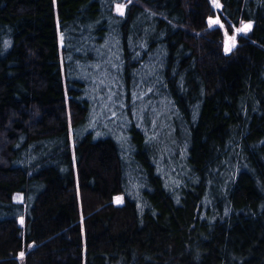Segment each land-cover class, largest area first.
Returning a JSON list of instances; mask_svg holds the SVG:
<instances>
[{
	"label": "trees",
	"instance_id": "trees-1",
	"mask_svg": "<svg viewBox=\"0 0 264 264\" xmlns=\"http://www.w3.org/2000/svg\"><path fill=\"white\" fill-rule=\"evenodd\" d=\"M0 264H264V0H0Z\"/></svg>",
	"mask_w": 264,
	"mask_h": 264
},
{
	"label": "rangeland",
	"instance_id": "rangeland-1",
	"mask_svg": "<svg viewBox=\"0 0 264 264\" xmlns=\"http://www.w3.org/2000/svg\"><path fill=\"white\" fill-rule=\"evenodd\" d=\"M124 8H125L124 5L118 4V5H116L115 10H116L117 12H119V13H123V12H124ZM211 22H212L213 24H222V23H221V20H220L219 18H217V17L211 19ZM249 27H250V26H248V25H242V26H240V27L234 29V31H233L232 33L226 35L225 44L227 45V50L231 49V48L234 46V44L236 43L237 35L240 33V31H245V32H246V31L249 30ZM101 77H102V76H101ZM91 78H95V79H97V80L99 79V78H97L95 75H91ZM97 86H98V84H95V85L93 86V89L95 90V89L97 88ZM108 87H109V86H108ZM109 89H110V91H111V87H109ZM112 92H113V90H112L111 92L108 93V97H109V98H113V94H112ZM112 100L114 101V98L111 99V100H109V101H112ZM96 102H97V103H96V106H97V105L100 104L102 101H99V100L96 98ZM119 102L122 104L121 99H120ZM106 112H107V111H106ZM95 117H96L97 119H99L100 122H103V123L105 124V122H106V116H105V115H102V116H97V115H95ZM18 197H19L20 199H22V196H21V197L18 196Z\"/></svg>",
	"mask_w": 264,
	"mask_h": 264
},
{
	"label": "bare ground",
	"instance_id": "bare-ground-1",
	"mask_svg": "<svg viewBox=\"0 0 264 264\" xmlns=\"http://www.w3.org/2000/svg\"><path fill=\"white\" fill-rule=\"evenodd\" d=\"M124 10H125V8H124ZM217 17V16H216ZM213 18H215L214 16H212L210 19H209V22H210V24L212 25V26H215L216 24H213L212 22H211V19H213ZM242 25H248V26H250V23L249 22H243L240 26H242ZM239 26V27H240ZM236 28H238V27H235V29ZM250 28V27H249ZM243 32H245V31H240V33H243ZM239 33V34H240ZM236 44V43H235ZM235 44H234V46H235ZM226 45V44H225ZM234 46L232 47V48H234ZM231 48V49H232ZM226 49H227V45H226ZM231 49H229V50H231ZM20 220V219H19Z\"/></svg>",
	"mask_w": 264,
	"mask_h": 264
},
{
	"label": "water",
	"instance_id": "water-1",
	"mask_svg": "<svg viewBox=\"0 0 264 264\" xmlns=\"http://www.w3.org/2000/svg\"><path fill=\"white\" fill-rule=\"evenodd\" d=\"M215 2H216V0H215ZM23 222V218L22 217H20V223H22Z\"/></svg>",
	"mask_w": 264,
	"mask_h": 264
}]
</instances>
